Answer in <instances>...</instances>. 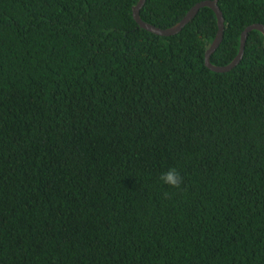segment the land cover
Returning a JSON list of instances; mask_svg holds the SVG:
<instances>
[{"label": "trees", "instance_id": "trees-1", "mask_svg": "<svg viewBox=\"0 0 264 264\" xmlns=\"http://www.w3.org/2000/svg\"><path fill=\"white\" fill-rule=\"evenodd\" d=\"M138 1L0 0V264H264V36L215 73L211 9ZM218 1L224 67L264 0Z\"/></svg>", "mask_w": 264, "mask_h": 264}, {"label": "water", "instance_id": "water-1", "mask_svg": "<svg viewBox=\"0 0 264 264\" xmlns=\"http://www.w3.org/2000/svg\"><path fill=\"white\" fill-rule=\"evenodd\" d=\"M218 0H209L204 1L201 3H198L195 5L185 16V18L178 23L176 26L169 28V29H159L157 27H154L153 25H150L146 22H144L141 18V10L143 9L146 0H139L137 5L133 8V17L136 23L139 25L140 28L146 30L147 32H150L156 36L159 37H173L178 35L182 32V30L191 22L193 21L196 16L199 14V12L204 8L211 9L216 17L218 22V32L217 35L210 45V47L207 49L205 54V65L208 69H210L212 72L215 73H228L231 72L234 68H236L242 61L244 57V52L247 44V40L249 37V34L253 31H258L262 33L264 36V25L256 24L248 27L241 36L240 41V50L238 56L227 66L224 67H217L214 66L211 63V57L212 55L218 50V48L221 46L223 39H224V33H225V19L224 15L218 5Z\"/></svg>", "mask_w": 264, "mask_h": 264}, {"label": "clouds", "instance_id": "clouds-1", "mask_svg": "<svg viewBox=\"0 0 264 264\" xmlns=\"http://www.w3.org/2000/svg\"><path fill=\"white\" fill-rule=\"evenodd\" d=\"M160 179L164 184L175 189H180L184 183V178L175 168H169L167 172L163 173L160 176ZM167 195L168 194L166 193L165 196Z\"/></svg>", "mask_w": 264, "mask_h": 264}]
</instances>
